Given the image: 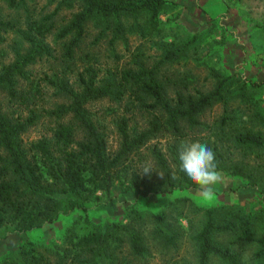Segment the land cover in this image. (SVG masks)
Masks as SVG:
<instances>
[{"label": "trees", "instance_id": "obj_1", "mask_svg": "<svg viewBox=\"0 0 264 264\" xmlns=\"http://www.w3.org/2000/svg\"><path fill=\"white\" fill-rule=\"evenodd\" d=\"M0 1L11 8L26 4V0ZM74 2L80 3V9L55 32L56 39L69 38L60 56L65 68L46 75L44 80L45 85L67 101L44 108L39 105L42 96L33 87L25 68L37 57L51 54L45 38L56 26L54 13L62 4L72 7ZM166 2L63 0L52 13L42 17L29 15L25 19V28L19 33L28 43V49L0 69V88L12 108L10 116L0 110V237L9 232L40 228L72 211L87 212L97 203V192L108 194L116 177L130 175L133 188L142 195L197 188V184L179 171L178 146L181 141L199 142L211 148L218 172L243 178L253 186H258L259 180H263L264 176H258L247 161L236 160L230 153L235 149L244 156L254 150L264 154L263 132L248 126V121L243 119L246 113L250 122H254L255 118L264 121V114L232 106L236 99L239 103L249 101L250 89L263 86L262 82L247 79L237 72L220 74L213 71V87L192 93L185 82L172 84L170 79L160 76L162 65L179 57L180 49L174 47L164 48L153 66L122 68L118 72L108 69L99 74V70L92 65H85L75 74L76 86L69 82L67 61L85 35V22L89 18H116L112 25L107 24V29L101 31L105 35L111 33L109 42L113 44L125 40L121 16L145 13L149 27L156 28ZM13 28L14 23L4 19L0 10V42L1 32L6 33ZM20 80L27 81L28 88H21ZM171 85L173 95L168 89ZM106 97L116 102L125 99V112L128 111L116 121L119 146L114 152L108 149L103 125L88 108L89 104ZM218 104L222 113L211 124L201 120L208 108ZM39 107L41 113L38 112ZM251 107L249 103L246 110ZM18 109L28 110L27 116L15 117L14 112ZM135 111L143 113V127H130ZM42 115L51 122L48 125L49 134L23 147L19 141L20 134ZM194 129L197 132L189 133ZM166 135L173 138L172 142H168L167 155L160 148L153 147L150 157L154 160V170L140 178L134 168V158L149 140ZM259 191L264 192L263 189ZM218 211L211 207L205 209L204 223L194 236L196 264H209L212 255L226 264H241L233 247L215 239L218 234H231V244L239 250L251 244L257 245L254 256L264 258V234L258 235L249 219L240 212L225 209L224 216L219 217ZM112 228H115V233L108 230L72 234L68 238L70 247L60 254L58 264L67 258L70 259L69 264H119L116 251L123 240L120 232L127 234L132 254H145L144 241L138 231L118 222L112 223ZM173 240L174 236L167 237L168 243L173 244ZM42 259V256L38 258L30 251L29 257L21 264H39Z\"/></svg>", "mask_w": 264, "mask_h": 264}, {"label": "rangeland", "instance_id": "obj_2", "mask_svg": "<svg viewBox=\"0 0 264 264\" xmlns=\"http://www.w3.org/2000/svg\"><path fill=\"white\" fill-rule=\"evenodd\" d=\"M62 1L26 0L25 6L19 8H11L0 1L2 17L14 23L13 29L1 32L0 69L14 61L18 54L27 51L28 43L19 33L25 28V19L29 15L42 17L50 14ZM79 9L80 3L74 2L72 7L62 4L55 11L53 17L56 26L45 38L51 54L37 57L25 68L33 87L42 96L39 105L44 108L56 102L67 101V98L45 85L44 80L46 75L61 72L65 68L60 62V56L69 38L56 39L55 32ZM158 18L156 28H151L145 13L121 16L125 40L115 41L113 44L109 42L111 33L105 35L103 32L102 35L101 31L107 29V24L112 25L116 18H89L85 22V35L67 61L69 82L76 86L75 74L85 65H92L99 70V74L108 69L118 72L128 67H150L160 59L164 48L174 47L180 49L179 57L163 64L160 76L170 79L172 84L185 82L192 93L195 90L207 91L213 87V71L220 74L237 72L247 79L264 84V0H167ZM19 86L28 88L29 84L20 80ZM168 89L173 95V86ZM5 95L0 88V110L10 116L12 108ZM249 95V101L239 103L236 99L232 106L264 114V85L250 89ZM249 103L252 107L246 110ZM88 108L103 125L108 149L114 152L119 146L116 121L121 114L128 112H125L126 100L116 102L106 97L89 104ZM37 109L39 113L42 112L40 107ZM135 112L130 127H143V113ZM221 113L222 107L215 105L204 112L201 120L211 124ZM27 114L26 109L14 112L15 117L21 118H25ZM243 119L248 121V126L259 129L264 134V121L255 118L254 122H250L246 113ZM50 124L42 115L35 124L28 126L20 134L21 145L26 148L29 142L48 135ZM195 132V129L189 131L191 134ZM172 140L169 135L154 138L140 149L133 161L140 178L147 175L140 171L145 162L154 165L150 150L158 147L167 155V145ZM230 153L236 160L247 161L255 168L258 176H264V154L261 151L248 152L247 156L235 149ZM219 174L221 180L212 186L213 196L210 199L200 194L199 185L197 188L171 193L142 195L133 188L130 175L127 178L116 177L108 194L97 192V203L87 212L72 211L40 228L9 232L5 237H0V264H21L29 257L30 251L38 258L43 257L39 264H58L60 254L70 247L68 238L72 234L108 230L115 233V228H112L114 222L126 224L138 231L146 248L143 256L132 254L127 234L120 232L123 240L116 251L119 264H196L197 245L194 236L204 223L205 209L208 207L218 209L219 217L224 216L225 209L240 212L249 219L258 235L264 234V192L259 191L264 190V177L259 180L258 186H253L243 178L220 171ZM168 236H174L173 244L168 243ZM215 239L223 245L233 247L241 264H264V258L254 256L257 245L251 244L239 250L231 244V234H218ZM69 261V258L63 259L62 264H69ZM209 264L226 263L212 255Z\"/></svg>", "mask_w": 264, "mask_h": 264}, {"label": "clouds", "instance_id": "obj_3", "mask_svg": "<svg viewBox=\"0 0 264 264\" xmlns=\"http://www.w3.org/2000/svg\"><path fill=\"white\" fill-rule=\"evenodd\" d=\"M178 159L179 171L200 186L203 197L210 199L213 196L212 186L221 180L212 149L199 142L181 141L178 146ZM152 170L154 168L151 162H145L140 169L144 174H150Z\"/></svg>", "mask_w": 264, "mask_h": 264}]
</instances>
